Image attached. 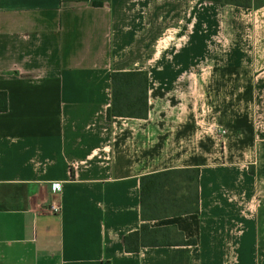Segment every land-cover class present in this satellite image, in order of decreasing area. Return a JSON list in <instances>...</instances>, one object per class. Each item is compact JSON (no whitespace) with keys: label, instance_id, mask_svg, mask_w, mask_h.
I'll return each instance as SVG.
<instances>
[{"label":"crops","instance_id":"obj_1","mask_svg":"<svg viewBox=\"0 0 264 264\" xmlns=\"http://www.w3.org/2000/svg\"><path fill=\"white\" fill-rule=\"evenodd\" d=\"M129 71L147 110L108 119ZM0 92V264H264V2L0 0ZM172 169H199L198 211L126 251Z\"/></svg>","mask_w":264,"mask_h":264},{"label":"trees","instance_id":"obj_2","mask_svg":"<svg viewBox=\"0 0 264 264\" xmlns=\"http://www.w3.org/2000/svg\"><path fill=\"white\" fill-rule=\"evenodd\" d=\"M222 2L241 7H250L254 0H207ZM148 77L142 71L114 72L112 74L113 99L107 116H135L147 110L146 92L136 95V83H147ZM6 100V94L0 92V108ZM199 169L166 170L142 176L141 209L144 222L139 230L125 236V249L128 252L138 251L145 245H162L170 229L157 230L150 227L145 220L152 217L177 213L195 212L199 209L197 181ZM164 237V239H161ZM195 239H182V244H193ZM169 243V242H168Z\"/></svg>","mask_w":264,"mask_h":264},{"label":"built area","instance_id":"obj_3","mask_svg":"<svg viewBox=\"0 0 264 264\" xmlns=\"http://www.w3.org/2000/svg\"><path fill=\"white\" fill-rule=\"evenodd\" d=\"M216 129V128H215ZM220 131V129L218 130L217 129V131L216 132H219ZM222 134H224V133H226V130L225 129H221V131H220ZM53 186V189L55 190V189H60V184H53L52 185ZM52 212H54V213H60L61 212V205H60V203L58 202V201H56V200H53L52 202H51V204H50V208H49Z\"/></svg>","mask_w":264,"mask_h":264},{"label":"rangeland","instance_id":"obj_4","mask_svg":"<svg viewBox=\"0 0 264 264\" xmlns=\"http://www.w3.org/2000/svg\"><path fill=\"white\" fill-rule=\"evenodd\" d=\"M255 4H260V3H263L264 0H254ZM175 235V233H174ZM167 238H172V237H167Z\"/></svg>","mask_w":264,"mask_h":264}]
</instances>
